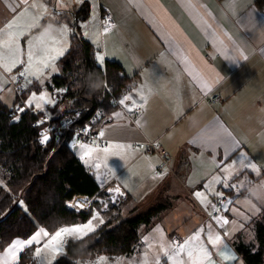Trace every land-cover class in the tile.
<instances>
[{"label":"crops","instance_id":"crops-1","mask_svg":"<svg viewBox=\"0 0 264 264\" xmlns=\"http://www.w3.org/2000/svg\"><path fill=\"white\" fill-rule=\"evenodd\" d=\"M83 4L89 5L90 14L79 30L95 48L97 65L103 68L107 61L116 62L125 76L137 79L121 97L130 99L108 114L110 121L101 127L103 136L116 145L157 141L169 157L167 169L158 173L161 163L156 155L118 149L116 154L126 163L122 170L136 164L135 175L145 176L137 188L118 182L131 204L127 213L137 212L141 200L151 193L163 195L170 203L179 202L181 193L192 194L199 202L205 201L199 206L201 211L208 210L212 186L230 201L249 195L258 206V198L249 191L264 185V0H0V41L8 38L7 26L13 20L23 25L39 17V24L31 30L25 28L20 37V59L27 61L29 41L52 25L46 41L49 49L63 48L62 54L49 53L56 57L52 63L61 74L58 61L67 52L73 32L67 18L73 23L74 12ZM106 11L114 20L107 32L100 24ZM64 25L69 31L61 39L59 29ZM52 39H61L60 45H52ZM35 54L39 59L44 52L36 49ZM23 66L27 64H18L11 72L0 67L1 83ZM49 85L47 89L58 102L63 90L53 89L52 82ZM141 95L147 97L146 103ZM213 96L219 97L217 103L210 102ZM59 109L60 114L53 111L50 118H42L62 117L64 108ZM86 145L91 144L78 143L74 148H83L80 156L75 152L82 163L91 156ZM250 165H256L258 171ZM241 179L245 181L239 188L235 184ZM232 208L233 204L225 211L229 223L224 227L232 226L228 233L233 237L238 231L232 225ZM206 233L205 229L204 236ZM49 238L41 236L38 244L19 252V258L30 250L34 264H40L36 248L42 249ZM219 250L228 258H221L219 251L216 264L241 261L230 242ZM18 262L5 259L4 251L0 253V264Z\"/></svg>","mask_w":264,"mask_h":264},{"label":"trees","instance_id":"trees-1","mask_svg":"<svg viewBox=\"0 0 264 264\" xmlns=\"http://www.w3.org/2000/svg\"><path fill=\"white\" fill-rule=\"evenodd\" d=\"M89 14V5L83 4L74 12L73 23L67 18L73 29L69 48L58 61L61 74L51 81L53 89L63 90L56 105L64 108L63 115L95 109L111 114L117 107L111 104L104 82L120 100L137 80L125 76L116 62L107 61L103 68L97 65L95 48L82 38L79 30V24ZM8 109L0 101V171L6 174L5 186H0V253L14 239L30 237L38 227L52 234L60 227L87 222L98 202L92 204V210L77 213L66 207L74 196L105 197L70 147L69 136L55 134L42 149L36 139L43 127L34 126L36 117L42 118V114L25 112L14 121L8 117ZM171 206L170 201H165L130 216H123L116 206H109L100 228L82 239L68 240L64 256L54 264H79L100 256H129L141 241V228H148L154 218ZM249 227L254 234L252 241L245 242L240 232L230 244L242 264H264V209L250 221ZM17 264H34L31 251L22 253Z\"/></svg>","mask_w":264,"mask_h":264},{"label":"rangeland","instance_id":"rangeland-1","mask_svg":"<svg viewBox=\"0 0 264 264\" xmlns=\"http://www.w3.org/2000/svg\"><path fill=\"white\" fill-rule=\"evenodd\" d=\"M114 26V25H113ZM112 26V27H113ZM25 67L23 66L22 70H18L20 72H23ZM14 71L10 75H6L4 77V80H0V85L2 86L0 89V101L6 105L8 108L12 107L14 101H15V92L14 89L9 81L13 80L16 81V75L18 71ZM43 76H41L39 79H37V76L35 74H28L27 76L23 77V82L21 83V88L23 90L24 94V101L28 108H30L31 112L42 114L45 118L51 117V110H55L56 113L60 114L62 111L59 109L61 107H57V99L55 93L49 91L47 89V86H50L51 78L52 76L60 74L59 70L53 72L50 70L44 71L42 69ZM37 87L36 88H34ZM42 92H47L49 94L51 103L45 104L43 101L39 100V96ZM32 93H36V100L33 101L32 105L30 106L28 104V100L31 99ZM118 100V99H117ZM119 101V100H118ZM41 104V108L37 109L35 107L36 103ZM120 103V101H119ZM119 108V105L117 106ZM108 116V120L110 121L111 116L106 114ZM108 139L107 137H105ZM144 140H138V141H145ZM134 142V141H133ZM111 140L109 142V146L107 148V151L105 149H102L100 146L91 144L86 145L84 149L91 154L90 158L86 161H83V163L88 166V171L93 175L96 182H98V185L101 188V191H106V189L111 186L114 183L118 182H124L128 185H131L132 187H139L141 182L144 180L145 176H136V164L128 166L124 170L122 168L126 166V163L124 160H122L121 156L116 154L118 151L117 148L112 147L116 144L111 143ZM132 143V142H131ZM130 143V145H131ZM78 144L74 139H71L70 141V147L72 149L75 148V146ZM132 149V148H131ZM75 150V149H74ZM83 148L80 147V149L75 150L77 151V154L80 156ZM128 151V149H125ZM136 153L140 155L139 151L133 150ZM97 165L99 167L102 166L103 171L101 172L98 170ZM101 165V166H100ZM90 168V169H89ZM111 170V171H110ZM109 175V176H108ZM117 176V177H116ZM117 179H116V178ZM244 179L239 180L235 185L238 184L237 187H241L244 185ZM6 182V174L2 171H0V186L4 187ZM263 185L258 184L254 186L253 188H250L247 191L253 196L258 198V206L252 204V200H249V195H245L241 197V199H238V201H230V199L226 196V194H223L222 192H215V188L212 186V189L210 195L207 197V201L209 204H212L211 207L204 211H201L200 205H202L201 202H199L194 195L192 194H186L179 196L180 203L171 200V208L167 210L165 213H161L159 216L154 218L152 220L151 225L148 228L142 227L140 230V236H141V242L136 247L135 252L129 256H120V257H114L110 258L107 256H100L104 257V261H100V257H97L92 260H86L84 262H79V264H144L145 257H147V264H155V261L157 258L160 260V264H171V261L168 260V258L164 255V249H162L161 245H173L172 243V237L176 235L181 239V244L188 239L190 236L195 235L196 232H200V241L198 243L203 244L204 247H206L211 253L213 260H216L218 257V252L220 251L218 248H214L209 242H208V235L209 232L213 236L219 235L221 237V240L223 242L221 247H228L229 242L232 239L230 232V227L232 226H222V220L225 219V211L231 207L233 204V207L231 209L230 214L232 215V225H234L233 228L237 229L238 233L242 232L244 235V241L250 242L254 239V234L252 231V227L250 228V221L255 219L258 215L261 209L264 208V188H260V186ZM120 186V185H119ZM234 187V186H233ZM259 189V190H257ZM125 191V190H124ZM225 198V204L223 205L221 209L222 217L221 219L217 220L213 217V204L217 201H220ZM165 201V197L158 193H151L149 194L145 199L141 200V203L137 206V212H135L132 215L139 214L141 212L147 211L149 208L154 206L155 204H159ZM98 205L94 206L92 215H99L100 218H102L104 223V217L103 213L107 211L108 208H110L106 197L104 198H98L97 199ZM131 204H129L128 196L124 202L120 203L118 206H116L120 213L123 216H130L131 214L127 213V211L130 209ZM260 208V209H259ZM91 209V210H92ZM92 218V216L89 218V220ZM87 223V222H85ZM95 225V231L100 228V226L103 223H100L99 220L93 221ZM218 224L217 226H214ZM211 226V228H209ZM220 227V228H219ZM219 228V229H217ZM203 229V231H200ZM206 229V235L204 236V230ZM94 231V232H95ZM93 232L89 233L88 235L92 234ZM86 235V236H88ZM171 236V237H170ZM85 237V236H84ZM83 237V238H84ZM78 240L81 238L76 237L73 235L72 237H65L63 239V243L61 244V252L58 255H53L50 253L49 250L45 249L44 247L41 249L40 255H37L38 261L40 264H54L57 259L64 256V247L68 240ZM220 258V257H218ZM179 259L187 262V255L182 254ZM219 261V260H218ZM217 261V262H218ZM216 262V261H215ZM236 264H242L241 261Z\"/></svg>","mask_w":264,"mask_h":264},{"label":"snow or ice","instance_id":"snow-or-ice-1","mask_svg":"<svg viewBox=\"0 0 264 264\" xmlns=\"http://www.w3.org/2000/svg\"><path fill=\"white\" fill-rule=\"evenodd\" d=\"M46 11V9H45ZM39 24V17H32L30 22L21 25L18 21L13 20L10 24H8V32L6 33L7 39L4 41H0V48H3L4 51H0V67L4 68V71L11 72L12 68L18 64L26 63L27 67H25L24 71L20 73L22 76H27L28 74H35L37 79L43 76L42 68H50L51 71H57V68L52 61L56 59L55 56L50 55L49 53L54 51L57 54H62V47H52L51 49L47 46L46 34L52 31V25H49L48 28L45 29L44 33L39 34L33 40L29 41L28 51H27V61H22L20 59L22 52L20 47V37L24 35V29L27 28L31 30L33 27H36ZM14 29V30H13ZM69 28L67 25L61 26L59 29L60 38L66 37ZM107 32V29H105ZM61 39H52V45H60ZM40 49L44 52V55L39 59L36 58L35 50ZM97 60L103 62V57L97 56ZM40 65V67H36ZM211 90L210 85L208 86V91ZM129 96H125L120 100V104H125V101L129 100ZM141 99L143 101H147V97L141 95ZM36 100V93H32L31 99L28 100V104L31 106L33 101ZM39 100L43 101L45 104L51 103L49 94L47 92H42L39 96ZM35 107L37 109L41 108L40 103H36ZM131 110V109H130ZM117 117H120V113H116ZM141 122L138 120L137 124ZM101 136L104 135V132L100 133ZM41 144H46L49 140V136L46 132L41 133ZM117 149H131V145H114ZM107 151V149H105ZM99 165H97V168ZM234 167V165H233ZM253 171H258L256 165H250ZM111 171V170H110ZM225 171H229V169H225ZM162 178V177H161ZM225 179H229V177H225ZM231 186V185H225ZM260 188H264V185H261ZM259 190V189H257ZM116 193L122 195L120 193V189H115ZM196 197L201 199V193L196 192ZM201 203H205L203 199H201ZM77 207H83L81 204H77ZM99 220L100 223H103L102 218L99 215H92V218L87 221V223L81 224H73L68 227H60L54 234H50L44 228H40L38 231L34 232L30 237L26 239L17 238L13 240L10 245L4 250L5 259L11 258V260L16 261L19 259L18 253L23 251L27 247H31L34 244H38L40 242L41 236L50 237L47 242L44 244V248L49 250L53 255H58L61 252V244L63 243V239L65 237H72L75 235L78 238H83L91 232L95 231V225L93 221ZM229 221L227 219L222 220V226L227 225ZM211 228V226H209ZM200 231H203L201 229ZM200 241V232H196L195 235L190 236L186 239L183 244L179 245H164L161 247L164 249V255L171 261V264H216V262L212 258V253L203 246V244L198 243ZM208 242L214 248H220L223 244L221 237L219 235L213 236L211 232L208 235ZM41 249L39 247L36 248V255H40ZM182 254L187 255V262L179 259ZM221 258L227 259L228 257L225 255L223 251L219 252ZM100 261H104V257L99 258ZM232 259H235L233 256ZM144 264H147V257H145ZM155 264H160L159 258L156 259Z\"/></svg>","mask_w":264,"mask_h":264},{"label":"built area","instance_id":"built-area-1","mask_svg":"<svg viewBox=\"0 0 264 264\" xmlns=\"http://www.w3.org/2000/svg\"><path fill=\"white\" fill-rule=\"evenodd\" d=\"M100 24L103 30L107 29V31H109L114 25V20L111 13L106 11L103 15H101ZM18 70H22V68H19ZM20 73L21 72L18 71L16 75V81L9 79L15 92V101L12 107L8 109L7 115L11 120L14 121L18 120L19 117L25 112L32 113L30 108L26 106L24 101L25 93L21 88L23 77L22 75H20ZM104 88L108 96L111 98V104L116 107L118 105L120 106L119 101L111 94L106 81L104 82ZM218 100V96H213L210 99V102L214 104L217 103ZM108 122V116L102 109H95L92 112L74 111L72 113L63 115L58 121H50L41 117H36L34 126L43 127L36 140L39 146L42 149H45L47 143L41 144L40 142L42 139V132H46L49 136V139L55 134H64L66 136H69L71 139H74L78 143L95 144L100 146L102 149H107L110 140L106 139L104 136H101L100 133L102 132L101 127ZM131 146L133 150L139 151L140 155L142 156L156 155L161 163L158 173H162L164 169H167L169 162L168 154L160 149L157 141H134L131 143ZM98 170L102 172V166L99 167ZM116 188L120 189V193H122V195L116 193ZM104 195L109 205L112 206H118L127 198V193L117 183L109 186L106 191H104ZM96 201L97 199L95 197L87 198L85 196H74L70 201L66 203V207L69 210L78 213L80 211H88L89 209H91L92 204ZM77 204H81L83 205V207H77ZM224 204L225 199L217 201L213 204V217L217 220L221 219L222 217L220 211ZM172 243L173 245H179L181 244V239L175 236L172 238Z\"/></svg>","mask_w":264,"mask_h":264}]
</instances>
